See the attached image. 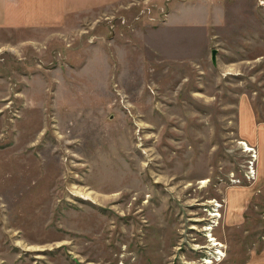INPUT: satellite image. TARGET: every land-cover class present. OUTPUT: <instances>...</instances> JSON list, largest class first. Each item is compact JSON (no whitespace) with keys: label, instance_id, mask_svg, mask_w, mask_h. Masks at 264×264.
Segmentation results:
<instances>
[{"label":"rangeland","instance_id":"rangeland-1","mask_svg":"<svg viewBox=\"0 0 264 264\" xmlns=\"http://www.w3.org/2000/svg\"><path fill=\"white\" fill-rule=\"evenodd\" d=\"M263 139L264 0L0 29V264L264 261Z\"/></svg>","mask_w":264,"mask_h":264},{"label":"crops","instance_id":"crops-1","mask_svg":"<svg viewBox=\"0 0 264 264\" xmlns=\"http://www.w3.org/2000/svg\"><path fill=\"white\" fill-rule=\"evenodd\" d=\"M118 1L0 0V29L56 27L61 25L65 17L71 13L103 7ZM262 149L264 150V139L262 140ZM255 153L258 158V151L256 150ZM250 264H264V261L258 260Z\"/></svg>","mask_w":264,"mask_h":264},{"label":"bare ground","instance_id":"bare-ground-1","mask_svg":"<svg viewBox=\"0 0 264 264\" xmlns=\"http://www.w3.org/2000/svg\"><path fill=\"white\" fill-rule=\"evenodd\" d=\"M242 145L245 147L246 151H254V149L250 146V144L246 143L245 141H242ZM255 156H256V153H255ZM257 157V156H256ZM86 199H89L88 197ZM219 207V206H217ZM216 213H213V216L216 218V221L215 223H217V219L219 218V214H218V209L215 210ZM210 228H212V225L211 227L207 228L209 231H210ZM214 241L213 245L216 246V253L220 256L217 257L216 260H220L221 257H223L224 253L222 252V250H220L221 247H223V244L221 243H216V239H212ZM205 264H213L211 260L209 261H206Z\"/></svg>","mask_w":264,"mask_h":264},{"label":"water","instance_id":"water-1","mask_svg":"<svg viewBox=\"0 0 264 264\" xmlns=\"http://www.w3.org/2000/svg\"><path fill=\"white\" fill-rule=\"evenodd\" d=\"M216 51H217L216 49L212 51V61L214 64H216Z\"/></svg>","mask_w":264,"mask_h":264}]
</instances>
